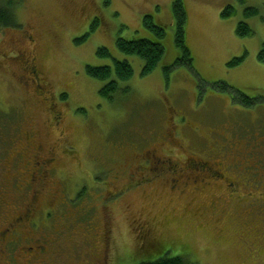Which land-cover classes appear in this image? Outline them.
Segmentation results:
<instances>
[{
  "label": "rangeland",
  "instance_id": "374dc122",
  "mask_svg": "<svg viewBox=\"0 0 264 264\" xmlns=\"http://www.w3.org/2000/svg\"><path fill=\"white\" fill-rule=\"evenodd\" d=\"M10 2L21 27L0 31V217L11 212L2 200L22 201L8 162L29 155V139L40 153L52 147L54 170L37 200L50 211L62 205L37 228L55 238L56 255L43 264H138L163 255L264 264V63L257 57L264 0ZM177 2L191 65L175 44ZM227 5L235 12L223 18ZM241 21L250 35L237 34ZM117 38L156 41L162 57L142 75L143 61L121 53ZM102 47L110 56L98 54ZM20 49L38 57L46 102L11 60ZM112 58L128 60L133 75L108 99L99 93L108 80L85 69ZM176 59L181 64L171 68ZM152 155L181 169L173 175L165 166L157 176L145 163ZM196 162L220 174L191 170ZM172 176H180L173 187Z\"/></svg>",
  "mask_w": 264,
  "mask_h": 264
},
{
  "label": "flooded vegetation",
  "instance_id": "af4514ba",
  "mask_svg": "<svg viewBox=\"0 0 264 264\" xmlns=\"http://www.w3.org/2000/svg\"><path fill=\"white\" fill-rule=\"evenodd\" d=\"M26 38L29 41L36 39L31 33L26 34ZM17 53L15 56H11V60L14 62L15 59L18 69L27 78L26 85L28 83L33 85L34 92L46 102L50 99L47 96L49 89L41 76L42 70L37 55L30 54L28 56L22 49L18 50ZM49 105L52 116L56 118L57 112L54 111L51 102ZM24 149L29 151V155L25 156L23 152H18L13 164L9 165L8 162L9 168L14 169L12 185L16 190L17 198H22V201L20 199L19 202L21 203L16 204L2 200L3 204H6L2 211L7 213L8 206L11 210L5 216L0 217V258L2 264H43V262L47 263V258L52 259L56 255L52 247L55 238L51 240L50 235L45 237V235H41L42 233H37V228L45 226L46 219L48 220L49 217L51 218L56 212H59L62 205V201H59L58 208L50 211L47 209L45 201L39 202L37 200L39 195L43 194L46 187L45 183L53 173L55 155L52 147L47 148L46 152L40 153V145L35 144L33 139L26 141ZM145 163L151 164V169H155L157 176L164 174L165 166L166 172L171 171L173 175L181 169L177 163H172L169 158L163 159L155 155H152ZM189 167L191 170L197 171L202 169L201 171H205L208 175L220 174L217 166H211L206 162H196ZM179 177L176 176V179H173L172 176L171 179L175 180L171 183L172 187L178 185ZM189 179L190 177L187 176V181L190 182ZM61 188L64 191V188ZM65 188V195L67 196L66 185ZM36 204L38 207L35 208ZM59 233L60 231H55V234ZM20 253L23 254L20 255Z\"/></svg>",
  "mask_w": 264,
  "mask_h": 264
},
{
  "label": "trees",
  "instance_id": "16d2710c",
  "mask_svg": "<svg viewBox=\"0 0 264 264\" xmlns=\"http://www.w3.org/2000/svg\"><path fill=\"white\" fill-rule=\"evenodd\" d=\"M10 0L2 1L0 0V31L6 28H19L21 27L16 23L14 18L13 9L10 4ZM178 3V2H177ZM175 16H176V34H175V44L182 52L185 53L184 57H186V64L191 62L192 59H189L187 54H189L188 48L185 46V11L182 8L181 4L178 3L175 5ZM248 9H252L248 11ZM235 8L231 5H227L221 11V17L226 18L234 14ZM256 13V9L246 8L245 14L252 15ZM149 16L146 15L143 20V24L147 27L149 22L146 20ZM98 18H95L94 22L91 24L90 29L93 30L96 25ZM236 32L238 35H250L252 31L249 29L248 24L244 21L239 22L237 26ZM163 33V32H162ZM86 37V36H85ZM85 37L76 39L75 43H80L84 40ZM116 47L117 49L129 56H136L143 61V68L141 71L142 75H147L150 73L157 65L159 60L163 54V47L156 41L148 40V39H134L127 40L124 38L116 39ZM98 54L100 56H110L107 49L104 47L98 49ZM258 60L264 63V46L258 53ZM112 65H103V66H87L85 69L86 74L94 79L107 81V83L100 89L99 93L101 96L112 99L114 93L118 90V82L126 81L133 75V69L128 60H117L112 58ZM181 59H176V61L171 65L172 67H176L179 64ZM241 58H236L229 62V64H235L239 62ZM222 89H227L226 86L222 85ZM65 97L64 95L61 98ZM138 264H193L189 261H186L182 256H174L168 257L167 255H163L161 257L141 261Z\"/></svg>",
  "mask_w": 264,
  "mask_h": 264
}]
</instances>
